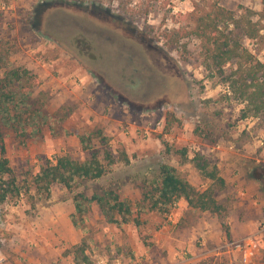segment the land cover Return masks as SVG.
Returning a JSON list of instances; mask_svg holds the SVG:
<instances>
[{"label": "rangeland", "instance_id": "obj_1", "mask_svg": "<svg viewBox=\"0 0 264 264\" xmlns=\"http://www.w3.org/2000/svg\"><path fill=\"white\" fill-rule=\"evenodd\" d=\"M192 1L150 0L147 9V0H0L1 35L17 44L10 61L41 80L35 93L46 94L55 118L49 122L53 132L43 126L37 137L24 142L11 132L5 137V154L21 192L0 203V264H87L75 258L81 245L91 264L100 258L107 264H167L169 253L155 239L163 240L168 230L186 245L192 227L193 245L198 251L202 247L211 251L186 264L217 255H225L229 264H264V213L256 218L255 229L245 234L234 236L229 224L246 197L231 181L258 180L260 195L252 197L250 209L264 210V122L244 115V103L219 77L208 75L197 39H183L175 48L165 46V33L182 24L179 13L191 10ZM220 3L236 15L262 8L261 0ZM242 43L264 62V46L252 39ZM147 44L173 62L167 64L176 68L174 93L167 81L141 67L147 61L143 52ZM108 47L123 57L115 67L105 58ZM167 112L176 117L169 125ZM95 129L102 131L112 151L123 149L129 161L113 164L104 176L74 191L56 185L50 195H36L28 183L39 167L60 154L84 159L87 153L77 136ZM224 156L241 166L232 174L237 178L227 182L224 178V188L215 193L228 208L222 219L175 205L166 216L146 213L140 226L118 228L107 223L94 205L87 233L76 230L69 220L77 191L118 189L123 198L135 202L143 183L155 180L161 164L203 189L209 180L194 158L201 157L221 176L224 169L218 163ZM177 212L182 214L173 220L170 214ZM198 222L211 228L204 245ZM252 234L254 254L245 261L243 252L229 243ZM176 249L183 257L192 255L186 247Z\"/></svg>", "mask_w": 264, "mask_h": 264}, {"label": "trees", "instance_id": "obj_2", "mask_svg": "<svg viewBox=\"0 0 264 264\" xmlns=\"http://www.w3.org/2000/svg\"><path fill=\"white\" fill-rule=\"evenodd\" d=\"M149 4L150 0H147V9ZM261 4L258 11L244 9L236 15L220 0H193L191 10L179 13L182 24L165 33V46L175 48L183 39H197L201 64L208 75L219 77L233 96L244 103V115L264 122V62L242 43L243 39H252L264 46V0ZM16 50L14 39L1 35L0 21V203L21 192L5 154L6 135L11 132L24 142L37 137L43 126L53 132V125L49 122L55 119L46 94L35 93L41 80L29 68L11 63L10 57ZM64 116L63 113L59 119ZM172 120L176 117L167 112L166 124ZM77 138L87 156L76 159L60 154L54 161H46L28 183L36 195L48 196L56 185L74 191L86 181L104 176L113 164L129 161L123 149L115 152L110 149L100 129L85 131ZM194 162L209 180L203 189L195 187L173 167L161 164L155 180L143 183L135 202L123 198L118 189L73 193L69 220L76 230L87 233L86 221L95 205L107 223L118 228L127 224L138 227L142 224L143 214L166 216L179 200H184L192 210L208 212L222 219L228 208L215 193L224 188L225 180L215 167L208 169V163L201 157L194 158ZM83 249V245L78 247L77 254L81 258L76 254V261L91 264ZM191 264H229V261L225 255H217Z\"/></svg>", "mask_w": 264, "mask_h": 264}, {"label": "crops", "instance_id": "obj_3", "mask_svg": "<svg viewBox=\"0 0 264 264\" xmlns=\"http://www.w3.org/2000/svg\"><path fill=\"white\" fill-rule=\"evenodd\" d=\"M259 158H256V161H258ZM222 166L224 169V172L221 173V176L225 178L226 182L228 180H235V176L232 177V174L235 172L234 170L238 168V166H241L240 162L233 161L231 157L224 156L222 160L218 163ZM238 164V165H237ZM240 173L238 172L237 175ZM239 180V179H238ZM231 186L239 187V192L244 194L246 197L244 200H241L239 203L243 204L239 215L235 216L229 224L231 225V229L234 236H237L239 234H245L247 231L251 229H255V226L257 224L256 218L261 216L264 213V210H261L259 207H253L250 209V204L252 202V197L259 196L260 195V183L258 180L255 179H246L241 178L238 182L231 181ZM249 198V199H247ZM178 207L180 206H186V203L184 200H179L176 204ZM259 206V205H258ZM187 207V206H186ZM176 210V209H175ZM182 212V211H181ZM182 214V213H180ZM179 212L170 214V217L173 218V220H177L180 218ZM199 230L198 233H202V240L201 245L205 244V241L207 238H211V228H208L206 223L201 224V222H198L196 226ZM190 238H188L186 245H183V243L179 244V238L177 237V234L172 235V232L170 234L168 233V230L165 232L164 239L161 240L160 236L155 239V242H161L162 248H166L168 255V263L167 264H186L187 260H196L199 256L204 255L205 253L211 251L209 249H206L205 247H202L200 251L193 245V240L196 236V232L193 229V227L190 229ZM197 233V234H198ZM176 246L179 248H185L186 250H190L191 256L189 257H183L181 254V251H178L176 249ZM183 246V247H182ZM213 250V249H212ZM185 253V252H182Z\"/></svg>", "mask_w": 264, "mask_h": 264}, {"label": "flooded vegetation", "instance_id": "obj_4", "mask_svg": "<svg viewBox=\"0 0 264 264\" xmlns=\"http://www.w3.org/2000/svg\"><path fill=\"white\" fill-rule=\"evenodd\" d=\"M66 16L69 15L68 13L65 14ZM52 23V22H51ZM127 46V44L125 45V47ZM100 46L98 45V50L100 51ZM145 51L143 50L145 56L147 57V61H145V63H143V65L141 66L145 71L147 70H151L155 73V75H158L161 79L165 81H167L168 83V87L171 88L172 93L175 92L174 88H172V80H175L174 78L177 77L176 75V68L174 66H172L171 64H167V63H173L171 60L169 61L168 58L164 57L163 55L160 56L158 54V51H156V48L151 45V44H147V46H145ZM111 48V47H108ZM109 50V51H108ZM104 54V53H103ZM105 58L108 57V61L107 63H111L113 65V67H115L116 65V61L121 62L123 57L120 56L119 51H117L116 49H106L105 51ZM116 68H113L112 70H114ZM169 88V89H170Z\"/></svg>", "mask_w": 264, "mask_h": 264}, {"label": "built area", "instance_id": "obj_5", "mask_svg": "<svg viewBox=\"0 0 264 264\" xmlns=\"http://www.w3.org/2000/svg\"><path fill=\"white\" fill-rule=\"evenodd\" d=\"M177 203L174 204V206ZM173 206V207H174ZM256 242V235H247L238 240L232 241L229 244L238 251H242L245 257V261L249 259L254 254V246ZM114 262L118 263L119 259H115ZM96 264H107L106 261L102 258L97 260Z\"/></svg>", "mask_w": 264, "mask_h": 264}]
</instances>
